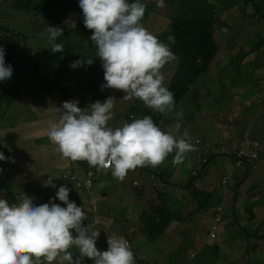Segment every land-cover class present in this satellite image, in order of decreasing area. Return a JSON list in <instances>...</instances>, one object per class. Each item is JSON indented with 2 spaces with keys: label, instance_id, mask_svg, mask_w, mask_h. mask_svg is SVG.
I'll return each instance as SVG.
<instances>
[{
  "label": "rangeland",
  "instance_id": "374dc122",
  "mask_svg": "<svg viewBox=\"0 0 264 264\" xmlns=\"http://www.w3.org/2000/svg\"><path fill=\"white\" fill-rule=\"evenodd\" d=\"M149 1L153 3L154 8L144 16L142 24L154 35L159 33L161 39L166 41L167 35L164 31L171 21L169 9L166 5L158 7V0ZM211 1L215 4L214 13L219 16L221 23L217 32L220 50L211 62L209 70L197 79L194 92L190 90L179 106L175 107V111L164 114L158 126L169 131L179 122L180 134L187 130L191 137L190 142L195 145L196 150L203 145L211 146L212 150L203 151L201 156H187L178 165L173 164V153L159 166L162 172L151 167H145L147 171L137 168L134 175H127L123 181L112 176L111 183L104 182L106 178L98 177L94 179L92 190L76 188L75 192L69 195V199L76 196L75 203L86 211L88 218L84 220V225L92 223L95 230H100L97 248L101 251L108 248L109 234L117 233L118 236L126 237L124 229L114 220L117 218L102 214L103 209L115 208L119 218L124 221V226H127L129 219L132 222V218H137L134 228L131 229L133 233H137V237L128 233L132 240V250L138 249L140 252L134 253L135 264H177L182 258L186 264H264V152H261L263 157L257 163L258 166L249 170L250 173L246 162L237 164L235 153L240 148L237 139L243 140L255 135L262 142L261 136L264 137V130L258 129L264 127V0H259L257 4L255 0H230L227 4H224V0ZM203 2L205 1L201 0V3ZM46 3L40 0L37 4ZM78 4L79 0H65V8L61 12L55 13L54 9L49 7L50 16H43L41 12L45 10L41 7L39 10L37 6L18 4L15 0H0V37L7 33L19 32L22 34V40L26 42L24 45L23 41L18 44L6 63L12 66L11 78L0 81V132L12 125L24 124L26 118L39 117L40 108L33 103L36 101L38 104L46 101L49 105H54L59 100L72 98L73 101L79 102L81 108L101 101L84 91L85 87L91 88L96 83L104 82L103 64L100 58L95 56L97 50L91 41L92 32H88L89 39L83 37L84 47L77 45L80 57L71 60L63 59L64 52L62 57V52H53L50 49L51 45L45 32L48 26L63 28V35L55 42L62 44L63 48L72 44L70 39L73 41L77 36L80 37L78 30H86ZM237 6L241 7L237 9ZM242 6L247 7V12L242 11ZM72 22H75V29L69 26ZM89 56L93 57L91 71L97 81L93 84L89 82L86 86L81 80L90 78L86 75L83 79V71L88 64L77 68H72L71 64L82 57L86 61ZM33 64L38 68L35 69ZM177 64L178 57L163 69L166 86ZM77 88L80 90L71 94L72 90ZM65 90L69 94L66 97ZM103 91L105 100L111 97L110 88H103ZM122 97L120 100L130 105L137 101L125 100ZM103 101L102 99L101 102ZM56 107L59 106H53L55 110ZM125 108L126 105H121L119 111L123 112ZM132 110L133 116H120L116 119L123 123L131 122L138 113L136 108ZM177 112L181 113L179 121ZM40 143L38 141L36 147L31 148V161L21 165L20 174L14 175L11 170L4 178L9 192L21 191L20 185L25 181V176L36 177L41 175L40 172H46L43 162L50 157L46 155V149L44 150ZM223 147L227 150H223ZM241 147L252 148L251 145ZM230 150L232 151L229 153ZM204 155L210 158L205 168L201 167ZM88 166L73 161L66 164L60 178L58 177L57 185L61 179L71 182L68 176L71 170H76L84 183ZM193 170H199L200 174L190 183L194 178ZM163 176L174 184L182 182L183 187L177 188L167 184L168 181L163 179ZM224 177L227 178L226 185L229 190L234 197L237 196L236 206L233 199L225 195ZM43 179L44 177L40 178V181H44ZM238 182L243 183L237 192ZM116 183L124 188L119 194L117 186L114 190L110 189L111 184ZM39 184L42 190L45 189V194H29L37 206L55 202L66 207L58 198L53 200L54 187L50 183L47 187L44 182ZM212 188L211 193L214 196L211 203L215 202V205L207 203L205 197ZM160 193L163 195H159ZM0 198L10 203H18L20 199L13 200L9 195ZM163 198L166 199L173 220L160 237L149 231L150 225L145 223L144 218L153 217L152 213ZM151 203L155 207L151 210L152 213H149L147 210L151 208ZM178 203H188L195 210H184L182 205L181 209L177 208ZM220 204L218 237L216 242L211 243L208 241V234L214 228L217 217L215 210ZM200 206L203 207L197 209ZM136 226L138 227L135 228ZM73 234L76 235L75 232ZM73 252L75 255L79 254L78 250L73 249ZM191 252H194L193 257L189 256ZM83 264L94 262L85 258Z\"/></svg>",
  "mask_w": 264,
  "mask_h": 264
},
{
  "label": "clouds",
  "instance_id": "9594fccd",
  "mask_svg": "<svg viewBox=\"0 0 264 264\" xmlns=\"http://www.w3.org/2000/svg\"><path fill=\"white\" fill-rule=\"evenodd\" d=\"M157 6L163 7L164 0H158ZM78 7L82 9L85 27L92 31L91 41L97 50L95 56L102 61L106 81L98 85V96L92 97L104 101H96L87 108H81L78 101L70 98L72 101H65L62 107H56L59 116L49 122L48 137L51 143L56 145L61 157L73 162H87V172H95L94 183V179L100 178L103 172L109 170L114 178L123 181L130 171L138 167H141L142 171L146 170L145 167H151L162 172L159 166L173 153V164L178 165L187 156H201L203 151L212 150L211 146L204 145L196 150L195 145L190 142L188 131L180 134L179 122L169 131H165L150 116L139 118L137 114L131 122L118 121L116 118L125 116V110L131 105L120 101V106L126 105L123 112H120L114 110L113 97L105 100L103 88H111L124 92L125 95L121 96L123 99H139L146 107L161 114L175 111L174 96L165 85L163 72L166 65L177 59L164 44L172 41V37L165 33L169 26L164 31L167 35L166 41L161 39L159 33L154 35L144 27L142 20L146 5L140 0L132 3H129V0H79ZM69 26L75 29V22ZM45 32L51 45L50 49L53 52H63V45L55 41L63 35L64 29L48 26ZM15 38L18 39L16 35ZM21 41L22 38H19L18 44ZM24 44L26 42L23 41ZM10 58L9 56L7 62ZM7 62L5 49L0 47V81L10 79L13 74L12 66L6 64ZM85 63L91 65L94 61L91 56L86 61L82 57L73 61L71 67L77 68ZM33 66L38 68L37 65ZM176 116L179 121L181 113L177 112ZM111 120L113 127L109 126ZM253 142L264 148L262 142L250 139L249 136L243 140L237 139L240 148L235 152L237 164L242 165L245 161L250 167L249 170L264 154H261L264 152L261 148L257 157L239 155L242 150L252 152L258 147ZM244 145H251L252 148L241 147ZM223 150L227 149L223 147ZM7 159L9 158L0 152V160ZM209 159L204 155L201 167L205 168ZM70 172L77 175V181L70 178L76 188L86 189L78 184L83 183L78 172ZM43 173L40 172L41 175ZM192 174L194 178L190 183L195 181L200 171L193 170ZM163 179L166 178L163 176ZM166 180L167 184L183 187L182 182L174 184L170 179ZM226 182L227 178L224 177L225 195H228L231 191ZM242 183L236 184L237 192ZM47 186L48 183L45 184V187ZM70 191L67 186L61 185L53 198H58L66 207L55 202L37 206L27 194L23 195L18 203H10L0 198V264H83L85 258L91 259L94 264H135V251L132 250V241L128 237L118 236L117 233L109 234L107 250L101 251L97 248L100 230H95L92 223L84 225L88 215L83 207L69 199ZM236 197L235 195L234 201ZM219 219L220 211L217 210L216 223L208 236L211 243L218 237ZM213 233L215 237L211 236ZM73 249L78 250L79 254L75 255ZM193 253L189 256L193 257ZM177 264L186 263L180 260Z\"/></svg>",
  "mask_w": 264,
  "mask_h": 264
},
{
  "label": "trees",
  "instance_id": "16d2710c",
  "mask_svg": "<svg viewBox=\"0 0 264 264\" xmlns=\"http://www.w3.org/2000/svg\"><path fill=\"white\" fill-rule=\"evenodd\" d=\"M18 4L19 3H26L30 4L31 6H37L40 9L43 8L45 11L41 12L43 16L47 15L50 16L48 13L49 7L54 9L55 13L61 12L65 8V0H44L46 4H37L40 0H15ZM205 2L201 3V0H164V5L167 6L170 12L171 21L169 22V28L165 31L167 35L172 37V41L168 44L165 42L171 51L178 57V64L176 67L175 72L171 75V78L167 84L169 90L173 93L174 100H175V107L179 106L182 99L185 95L191 90L193 93L196 89L195 83L197 79L200 77L201 74L206 73L209 70L211 62L213 61L214 57L220 50V44L218 41L217 32L220 28L218 26L221 25L219 21V16L216 15L215 12V4L211 0H204ZM256 4L259 3V0H255ZM136 2V0H129V3ZM141 3L145 4L148 7V10L145 12V17L147 14L154 8V5L149 0H140ZM230 0H224V4L229 3ZM241 6H237L239 9ZM242 11L247 12V7L242 6ZM81 16L84 17L82 9L80 8ZM222 10V9H221ZM85 32L82 30H78V35L80 31V37H76L73 41L70 39L69 41L72 44H67L63 49L62 57L64 60L68 59H78L80 56V51H78V44H80V48L83 46V37L89 39L88 32H92L91 30L85 27ZM15 35L18 39L15 38ZM22 38V34L18 33H7L4 36L0 37V47L5 49V62L9 56L11 57L14 51L18 46V40ZM161 40V39H160ZM82 51V50H81ZM93 59V57H91ZM32 60V58H29ZM87 69V70H86ZM93 63L91 65H86L85 71H83V79L86 78L88 75L89 82L92 84L97 80L93 78ZM92 79V80H91ZM91 80V81H90ZM104 80V78H103ZM100 81V80H99ZM106 83V81L104 80ZM47 83H52L53 85H57L56 83L50 81ZM101 83V82H100ZM100 83H96L94 86L89 88V92L91 96H98L100 90L98 85ZM80 89L77 88L76 90H72L71 94L76 93ZM197 92V91H195ZM65 97L68 96V91H64ZM188 99V97H187ZM70 101L69 98L66 99ZM132 108H136L138 113L135 115H139V118H144L145 116H150L154 122L158 125L160 120L163 119L164 114L162 115L158 111H154L153 109L146 107L144 103L139 99L134 102L127 110H125V116H133ZM257 127V126H256ZM258 128V127H257ZM264 128V127H263ZM263 128H258L262 129ZM252 131V127L250 128ZM250 139H255L256 136L250 135ZM261 140L264 145V137L261 136ZM261 142V141H260ZM263 156L261 155L255 163L252 164L251 169L256 168L258 166V162ZM245 161L242 162L244 164ZM247 165V170H249V165ZM241 187V185L239 186ZM143 193V191H142ZM159 195H163L160 193ZM234 198V194H232ZM71 201L76 200V196L70 198ZM182 201V200H181ZM223 202V199H222ZM233 204L236 206V200L233 199ZM184 210L190 209L195 210L194 207L189 206L188 203H178V207ZM195 203L193 204V206ZM155 206L147 210L149 213H152L151 210H154ZM157 209L154 210L153 217H149L150 219H145L144 221L150 227L147 228L153 234L159 235L160 237L165 233L167 227L172 223L173 220L171 215L169 214L168 206L166 203V199L163 198L161 204H158ZM203 206L198 207L197 209H201ZM96 209V206H94ZM217 215V214H216ZM110 216V214H109ZM217 218V217H216ZM161 219V220H160ZM154 220V222H153ZM160 220L159 222H157ZM166 221V222H165ZM158 225V226H156ZM211 231L209 232L208 236L210 235ZM216 242V241H215ZM264 251V249H263ZM172 253V251H171Z\"/></svg>",
  "mask_w": 264,
  "mask_h": 264
},
{
  "label": "crops",
  "instance_id": "0c3cea01",
  "mask_svg": "<svg viewBox=\"0 0 264 264\" xmlns=\"http://www.w3.org/2000/svg\"><path fill=\"white\" fill-rule=\"evenodd\" d=\"M81 81H83L86 86L89 84L88 80H81ZM84 91L88 95H90L88 93L89 88L85 87ZM110 92H111V97L114 96L113 97L114 104H115L114 110L117 111L120 108V101H121L120 98L121 96H123L122 91L110 88ZM65 101L67 100H63V101L59 100L54 105L62 107ZM70 101H72V99ZM36 102H33V103H35L40 108L39 117L26 118L24 119V124L17 125V126L12 125L11 127L5 128L4 130L0 132V152H3L4 155L9 158L7 160H3V162H0V197H3V196L8 197L9 195L14 200V199L21 198L22 194L24 195L25 194L29 195L32 193H42V194L44 193L45 194V191H44L45 189L42 190V186L39 184V182H44V184L50 183L51 185H55V187L52 189L54 190L53 193L55 197H56V192L58 191L61 185L67 186L71 190L70 195L74 193L76 190V186L74 185V183L67 181V180L64 181L61 179L60 184L57 185L58 177L60 176V174L63 173V169L65 168L64 166L72 162L71 160L64 159L61 157L60 153L56 150V145L51 143L48 137V132L50 130L49 122L53 120L54 118H58L59 113H57L56 110L53 108L54 105H49L46 101L43 103L41 102L39 104ZM109 126L113 127L112 120L109 121ZM20 138L23 140V142ZM33 139H35L36 142L30 143V141H32ZM38 141L41 142L40 145L44 147V150L46 149V155L50 157L49 160H45L43 162V167L45 168L44 171L46 172L44 173L43 176L41 175H37L36 177L25 176V181L22 182L20 185L21 191L17 193L9 192L8 186H5L6 181L4 180V178L6 177L7 174H9L11 170L14 171L13 173L14 175L21 173L22 171L21 165L25 164L26 162L31 161L32 154H33L31 148H35ZM78 163H82L83 165L87 164V162H78ZM138 169L142 171L141 167H138ZM135 172H137L136 169L134 171H130L127 175H131L132 173H133L132 175H134ZM26 174H29V173H26ZM43 177H44L43 179L44 181H40V178H43ZM100 178H106L104 182L111 183L110 182V179L112 178L111 171L109 170V172H103ZM116 186L118 187V194L121 193V191L124 189L123 185H117V183L111 184L110 189L114 190ZM103 188H106V187H103ZM211 192H213V188L210 189L205 196L207 203H211V199L214 196ZM231 193L232 192H229V194L226 195V197L229 196V199L230 198L234 199ZM222 199H221V203H222ZM211 204L215 205V202H212ZM220 205L217 206L215 212H217L218 207ZM101 213L104 215L110 214L116 217L117 219H114V220H116V223H118L119 226L124 229V234L126 237L130 238L129 237L130 235L128 233H131L132 235L134 234L137 237V233L136 232L133 233L131 230L134 228L133 226L136 224V221H137L136 217L132 218L133 219L132 222L129 219V223L127 224V226H124L123 224L124 221L119 218L118 213L115 212V208L112 210L105 208L101 211ZM137 227L138 226H136L135 228ZM126 228H129V229L126 230ZM134 251L137 254L140 253L138 249ZM181 260H183V258Z\"/></svg>",
  "mask_w": 264,
  "mask_h": 264
},
{
  "label": "built area",
  "instance_id": "2783aa9c",
  "mask_svg": "<svg viewBox=\"0 0 264 264\" xmlns=\"http://www.w3.org/2000/svg\"><path fill=\"white\" fill-rule=\"evenodd\" d=\"M253 144H255V146H258V147H255V149L252 150V152H247L245 150H242V151L239 152V155L241 157H243V156H246V157L247 156H251V157L259 156V151L261 150L262 147H261L260 144L258 145L257 142H253ZM87 176L88 177H87V179L85 180L84 183L78 182V184L83 186V187H85L86 189H90L92 187V185H93V177L95 176V172L93 170H90V171L87 172ZM69 177L72 178L73 180H76V181L78 179L76 173H73V172L69 173ZM211 236L215 237V234L213 233Z\"/></svg>",
  "mask_w": 264,
  "mask_h": 264
},
{
  "label": "water",
  "instance_id": "95a60500",
  "mask_svg": "<svg viewBox=\"0 0 264 264\" xmlns=\"http://www.w3.org/2000/svg\"><path fill=\"white\" fill-rule=\"evenodd\" d=\"M241 183V182H240Z\"/></svg>",
  "mask_w": 264,
  "mask_h": 264
}]
</instances>
